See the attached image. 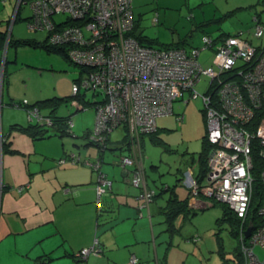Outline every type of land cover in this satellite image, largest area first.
<instances>
[{
    "label": "crops",
    "instance_id": "obj_1",
    "mask_svg": "<svg viewBox=\"0 0 264 264\" xmlns=\"http://www.w3.org/2000/svg\"><path fill=\"white\" fill-rule=\"evenodd\" d=\"M0 1V27L5 29L0 43V264H133L129 262L133 254L138 257L134 264H188L189 257L195 259L201 245L193 250L195 243L184 236L199 233L202 242V230L185 231L187 220L179 213L174 223L180 232L175 233L166 229L164 214L176 195L187 197L196 211L215 205L203 196L189 197V179L196 176L198 164L192 155L190 164L179 161L175 167L168 162L148 163L139 154L142 138L139 143L135 135L123 140L125 124L110 132L109 144L119 147L100 154L93 145L78 149L71 136L33 138L19 129L30 117L16 102L42 95L28 90L26 83L14 90L7 65L9 59L16 62L18 44L38 48L45 37H37V29H31L32 35L20 9L16 15L18 0ZM21 23L30 31L23 30ZM70 152L78 153L80 160L59 161ZM121 154L131 155L133 164L122 165ZM98 155L102 159L95 169L88 162L98 160ZM134 172L141 176L138 184L131 180ZM104 173L111 183L99 197L97 184ZM162 180L164 189L157 185ZM153 190L150 199L144 198L146 191ZM84 247L92 249L82 255Z\"/></svg>",
    "mask_w": 264,
    "mask_h": 264
},
{
    "label": "built area",
    "instance_id": "obj_2",
    "mask_svg": "<svg viewBox=\"0 0 264 264\" xmlns=\"http://www.w3.org/2000/svg\"><path fill=\"white\" fill-rule=\"evenodd\" d=\"M22 1L31 10L29 28L44 31L51 44L66 45L70 59L85 68L80 82L72 87L73 93L82 88L101 96L93 105L91 132L100 142L120 124L129 125L133 134L153 131L156 118L172 112L173 99L185 93L197 96V82L208 80V90L201 93L210 145L207 170L199 181L190 177L191 199L203 196L208 203L223 202L242 220L246 218L254 181V148L264 158V116L259 115L264 107V8L252 17V33L261 39L258 44L240 30L217 41L204 33L198 47H156L142 44L129 34L134 25L132 0ZM207 48L213 50L211 65H204L200 59L201 51ZM71 105L81 107L74 99ZM27 113L39 116L35 107ZM120 161L131 165L134 158L122 155ZM88 163L95 169L100 167L98 160ZM131 180L138 184L140 174L134 172ZM261 180L264 188V168ZM99 181L100 197L111 180L102 175ZM151 195L152 191H146L144 198ZM257 212L264 215V196ZM247 224L240 226L242 236ZM246 237L244 264H264L251 249L259 245L264 250V223L254 226L252 222ZM90 249L84 247L80 254ZM135 261L131 255L129 262Z\"/></svg>",
    "mask_w": 264,
    "mask_h": 264
},
{
    "label": "rangeland",
    "instance_id": "obj_3",
    "mask_svg": "<svg viewBox=\"0 0 264 264\" xmlns=\"http://www.w3.org/2000/svg\"><path fill=\"white\" fill-rule=\"evenodd\" d=\"M19 2L22 5L20 15L25 17L30 13V8L22 0ZM2 5L0 1V13ZM132 7L134 15L141 21L140 27L145 33L157 37L161 43L186 38V47L199 45L203 33L216 36L221 31L236 33L238 30L246 32L247 29H250V32H246L250 34L254 24L253 14L264 8L263 0H132ZM64 16L65 14L62 15V17ZM154 17H156V21H154ZM262 17L264 18V10L262 11ZM21 26L23 30H31L23 23H21ZM36 32V36L41 39L46 35L45 32L39 29ZM31 33L33 35L35 31L31 30ZM212 54L211 48L201 51L200 59L204 65L212 64ZM15 57L16 62L9 59L7 65L9 81L14 90H18L20 87L23 88L24 83H26L28 90L40 91L37 95H46V97L70 95L74 79L78 77L79 68L69 59L63 57L61 53L47 50L42 46L36 48L18 44L15 49ZM9 63L12 65L10 66ZM207 85L208 80L202 79L195 85L198 92L197 96L189 97L185 94L183 99L179 98L173 102V111L184 113L183 122L177 121L176 113L157 117L156 122L159 126L175 127L171 131L162 132L161 136L164 141L171 143L172 147L177 150L174 152L165 151L162 146L154 144L149 138L145 137L143 152L144 159L148 163L150 161L163 164L168 162L173 167L178 165L179 161L182 162L181 165L184 162L190 164L192 151L193 157L196 158V152L200 149V142L206 130L202 116L201 93ZM81 92L84 93L85 91L81 88ZM85 94V97L90 98L91 101L101 98L100 95H94L89 90H86ZM185 100L187 101L184 102ZM73 110L74 108L70 103H66L60 106L58 112L64 115L72 112L70 128L78 137H74L75 135L66 136H71L70 138L81 146L86 140L82 136L85 129L94 126L95 111L93 107L89 106ZM136 136L139 139V135ZM139 154L142 155L141 143ZM160 166L165 168L162 164ZM219 216H221L220 203L209 205L208 208L197 211L192 217L193 222L188 221L184 227L185 231L198 228V230H202L201 234L204 233L201 253L205 264H218L223 261L221 247L225 253L229 254L238 245L237 237L230 233V225L227 222H224L220 229L218 228L216 218ZM215 231H218L219 239L215 235ZM260 254L262 255L263 252L260 251ZM192 259V256L189 257V262Z\"/></svg>",
    "mask_w": 264,
    "mask_h": 264
},
{
    "label": "trees",
    "instance_id": "obj_4",
    "mask_svg": "<svg viewBox=\"0 0 264 264\" xmlns=\"http://www.w3.org/2000/svg\"><path fill=\"white\" fill-rule=\"evenodd\" d=\"M21 4V3H20ZM22 5H20L19 9L21 8ZM31 12V10H30ZM19 13V11L17 12ZM134 15V14H133ZM30 13L25 16L24 18H29ZM18 17V16H17ZM140 20L139 18L135 17L134 15V25L133 28L130 30L129 34L133 35L134 37H136L138 39V41L142 44H147V45H152V46H156V47H169V46H181V45H185V43L187 42V39L183 38V39H178L176 41H171L168 43H159L157 40H155L154 38L148 36L147 34H144L143 29L140 27ZM3 27H0V43L2 42V40L4 39L5 36V29H3ZM240 31V30H238ZM237 31V32H238ZM242 31V35L244 37H247L249 39H251V41L255 44H258V42L261 39L256 38L253 33H246V32H250V29H247L246 32L244 30ZM209 34V33H208ZM229 34L227 32L221 31L218 35L213 36L211 34H209L212 39L214 41L220 40L222 38L223 35ZM233 34V33H231ZM256 38V41H255ZM25 41V39H23ZM22 42V41H21ZM25 43V42H22ZM40 46L46 48L47 50H51V51H57L59 53H61V55L63 57H66L67 59H69V61H71L73 64H75L76 66H78L79 70H78V77H76L74 79V82L72 84V87L75 84H78V82H80L81 79V75L84 71L85 68L84 67H80L78 64L74 63L67 52L66 45L63 44H51L49 42H47V38L45 35V38L41 41H39ZM202 45V35H201V42L199 45H189V46H201ZM213 51V50H212ZM209 85V84H208ZM208 85L206 86V88L204 89L203 92H205V90H208ZM72 87H71V93L70 95L66 96H60V95H52V96H38L35 100L30 101V102H22L20 100H18L16 103V105H20L22 107L25 108L26 111H28V109L35 107L38 111V115L39 116H29L30 119L28 120V123L26 125H21V127L19 128L21 131L26 132L27 134H29L30 136H32L33 138H41V137H46L49 135H58V136H62V135H75L74 137H78L76 134H74V132L71 130L70 128V124H71V113L68 112L67 114H60L58 112L60 106L62 104H66V103H70L71 105V101L74 99L77 102L80 103L81 107L85 108L87 106L89 107H93V105L95 104L96 101H91L90 98L88 99L87 97H85V93L81 92V89H79L76 93H73L72 91ZM92 94L95 95V92L92 91ZM186 94V93H185ZM185 94L173 99V102L177 99H183L185 97ZM187 100H185L184 102H186ZM173 102H172V112L170 114H174L176 113V119L178 122H183L184 119V113L183 112H174L173 111ZM203 102V100H202ZM72 106V105H71ZM74 108L73 111H75V107L72 106ZM42 108H44V113L41 111ZM205 114H206V106H204L203 103V107H202V116H204L205 118ZM264 116V107L263 109L259 112V115ZM157 119V118H156ZM123 130L125 131L123 140L125 139V137L127 138V140H129V137L132 139L134 138V135L136 136V134H133L129 128V125L125 124L122 126ZM93 127L91 128H86L84 133H83V137L86 138V140L81 144V146H79L78 144H76L74 142L75 146H78L79 148H84L87 146H94L97 148V153L100 154V152H103L104 149L110 147L111 149L117 148L119 147L116 144H113V146H111L109 144V140H110V134L108 133L105 136V140L104 142H100L97 137H93L91 132H92ZM171 129L169 126H159L156 122V128L153 131H149V132H138V135L140 138H142L141 143L143 145V142L145 141V137L149 138L152 142H154V144L160 145L162 146V148L166 151H176L177 149L175 147H172L171 143H168L166 141L163 140V137L161 136L162 132L165 131H171ZM140 138H139V142H140ZM127 147L128 144H127ZM210 148L209 142L206 138V133L202 136V140H201V147L199 149V151H197L196 153V158L195 160H197V168H196V176H194L198 181L201 180L203 178V176H205L206 170H207V162H206V158H207V153L208 150ZM129 149V148H128ZM141 153L142 155H144L143 150L141 149ZM193 151L191 152V155L193 157ZM121 155H128V154H121ZM141 155V156H142ZM64 159V160H70V161H78L80 160V155L78 153H74V152H70L67 156L65 157H60V159ZM98 161L100 159H102L101 155H98ZM100 158V159H99ZM194 159V158H193ZM252 159H253V168H252V175L254 177V181H253V187H252V196H251V202H250V208L248 211V214L246 216V218L244 220H242V218H240L239 216L236 215V213L233 212V210H231L225 203L223 202H219L217 200H212V204L217 205L218 203H220V207H221V216L216 218V223L218 225V228L220 229V226H222V224L224 222H227L230 225V233L235 235L237 237L238 240V245L236 247H234L231 250V253L227 254L224 252L223 248L222 252H221V257L223 258V261L219 262L218 264H244V258H245V254L242 251V246L243 245H247L248 244V240L246 236H242L240 234V226L243 223V225H245L247 222L252 221L254 226L257 225V223H264V215L259 214L257 212V207L258 204L261 202L263 196H264V188H263V183L261 180V170L264 168V158L259 156L257 150L254 148V150L252 151ZM95 161V160H94ZM100 163V162H99ZM99 173L103 174L102 171H100ZM163 173V172H162ZM165 173V172H164ZM105 174V173H104ZM106 176V174H105ZM107 177V176H106ZM181 178H179L180 180ZM164 181L162 180L160 183H158V187H160L161 189H164ZM155 190L152 191V195L151 197L154 195ZM102 196V195H101ZM100 196V197H101ZM138 197V195H137ZM189 197H191V192L189 189ZM169 199V198H168ZM101 200V198H100ZM101 203V202H100ZM102 203L99 205L98 208H101ZM168 206H170L168 209H165L164 214L166 217V229L168 230H172L173 232L177 233L180 232V230L176 227L174 220H175V216L179 213H182L184 215L185 220H187V222L189 221L190 223H192L193 219L192 217L194 216V214H196V209H192V206L189 204L188 202V198L186 197H182L179 198L177 195L171 199L168 203ZM167 215V216H166ZM215 235L218 238V231L214 232ZM185 240L187 242H192L195 243L193 250L196 249V247L199 249V245L202 244V242H199L201 240V235L199 233H192L190 235H185ZM219 239V238H218ZM252 251L254 252V254L258 255V257H260L261 259L264 260V250L263 248H261L259 245H252L251 246ZM260 251L263 252V254H260ZM196 253V252H195ZM200 253V255H199ZM194 254V253H193ZM231 254V255H230ZM135 255V254H133ZM194 259H193L188 263V264H205V262L203 261V255L201 253V251L198 250V254ZM136 257V262H138V257L135 255ZM133 263V264H134Z\"/></svg>",
    "mask_w": 264,
    "mask_h": 264
},
{
    "label": "water",
    "instance_id": "obj_5",
    "mask_svg": "<svg viewBox=\"0 0 264 264\" xmlns=\"http://www.w3.org/2000/svg\"><path fill=\"white\" fill-rule=\"evenodd\" d=\"M251 229H252V222L249 221L245 230H244V234L245 236H249L250 235V232H251Z\"/></svg>",
    "mask_w": 264,
    "mask_h": 264
},
{
    "label": "bare ground",
    "instance_id": "obj_6",
    "mask_svg": "<svg viewBox=\"0 0 264 264\" xmlns=\"http://www.w3.org/2000/svg\"><path fill=\"white\" fill-rule=\"evenodd\" d=\"M20 5H21V4L18 3V8L20 7ZM75 108H76V107H75ZM78 108H81V109H82L83 107H77V109H78ZM94 117H95V116H94Z\"/></svg>",
    "mask_w": 264,
    "mask_h": 264
}]
</instances>
